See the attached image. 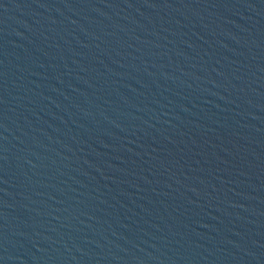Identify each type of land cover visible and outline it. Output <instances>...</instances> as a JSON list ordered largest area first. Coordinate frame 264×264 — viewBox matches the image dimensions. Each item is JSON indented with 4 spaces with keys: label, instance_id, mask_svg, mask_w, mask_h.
<instances>
[{
    "label": "water",
    "instance_id": "1",
    "mask_svg": "<svg viewBox=\"0 0 264 264\" xmlns=\"http://www.w3.org/2000/svg\"><path fill=\"white\" fill-rule=\"evenodd\" d=\"M0 264H264V0H0Z\"/></svg>",
    "mask_w": 264,
    "mask_h": 264
}]
</instances>
